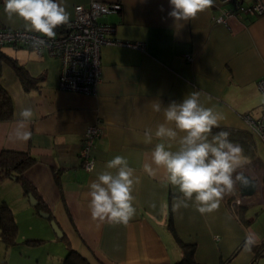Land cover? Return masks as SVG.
<instances>
[{"label":"crops","instance_id":"crops-1","mask_svg":"<svg viewBox=\"0 0 264 264\" xmlns=\"http://www.w3.org/2000/svg\"><path fill=\"white\" fill-rule=\"evenodd\" d=\"M91 1L120 5L119 11L99 22L114 26L113 39L131 44L101 47V78L94 94L59 90V61L46 52L0 49L5 56L0 59V86L13 107V117L0 120V152H24L35 159L24 176L62 231L59 238L40 228L42 236L29 234L26 241L59 246L56 255L50 254L52 262L44 264H58L70 248L90 264H175L183 258L185 246L193 248L196 264H264V250H253L264 242V231L246 219L248 207L238 208L222 199L210 213L201 214L191 202L176 209L174 197L180 194L166 181L164 169L149 176L143 167L152 164V150L162 142L154 132L165 123L163 109L191 92L200 93L204 107L222 114L219 127L248 131L244 117H258L264 103L257 88L264 76V15H241L217 24L214 19L224 6L215 0L195 19L176 24L168 15L169 0H64L70 20L75 6ZM0 28L27 30L22 19L8 17L4 0H0ZM61 34L62 29L56 31V36ZM8 58L30 77L40 78L39 83L25 88ZM153 101L161 102V111L153 110ZM25 108L34 112L27 125L31 138L10 139ZM95 124L102 133L90 150L93 162L87 170L80 164L79 151L85 130ZM147 129L153 133L151 143L145 142ZM182 135L178 133L171 150L178 149ZM260 142L250 133V149L240 146L245 161L264 169L256 155ZM118 155L127 158L139 178L133 190L136 213L127 225L94 221L88 207L90 183ZM1 203L10 208L17 231L19 217L36 218L32 209L37 212L36 205L30 204L16 178L0 179ZM249 237L254 241L250 247L246 246Z\"/></svg>","mask_w":264,"mask_h":264},{"label":"clouds","instance_id":"clouds-1","mask_svg":"<svg viewBox=\"0 0 264 264\" xmlns=\"http://www.w3.org/2000/svg\"><path fill=\"white\" fill-rule=\"evenodd\" d=\"M169 3L168 15L177 24L195 19L211 8L215 0H169ZM4 11L9 18L22 19L27 30L50 39L55 38L57 28L70 22L64 0H4ZM199 97L200 93L194 91L181 102L171 101L163 109L165 123L159 124L154 132L155 138L162 142L156 143L151 156L156 168L152 164L143 167L149 176H155L157 169H164L166 181L180 194L174 197V208H187L191 202L204 214L218 209L237 182L247 187L248 180L237 173L245 160L243 148L229 140L227 131L213 133V128H218L224 117L213 108L204 107ZM161 105L160 101L152 102L154 111H161ZM33 116L31 108L22 109L10 139L27 142L32 135L27 125ZM170 123L174 127H169ZM178 133L183 135L178 139V149L173 151L172 142L177 141ZM144 136L146 143L152 142L151 129H147ZM134 173L123 156H115L106 163V170L90 183L87 193L94 221L129 223L136 213L133 190L139 178ZM253 243L251 237L247 238L246 246Z\"/></svg>","mask_w":264,"mask_h":264},{"label":"built area","instance_id":"built-area-1","mask_svg":"<svg viewBox=\"0 0 264 264\" xmlns=\"http://www.w3.org/2000/svg\"><path fill=\"white\" fill-rule=\"evenodd\" d=\"M220 4L224 7L214 19L217 24H226L228 19L241 15H264V0H252L250 4L244 3L243 0H221ZM119 10L118 3L91 1L77 5L73 10V18L64 26V32L54 39L34 31L0 28V49L10 46L29 48L37 53L46 52L59 61V90L92 95L101 78V47L105 44L131 45L111 37L115 31L113 25L99 22L106 14ZM187 58L190 60V57ZM257 88L264 96V76L257 81ZM244 119L250 131L264 144V103L258 117L246 115ZM101 133L98 124L85 130L79 151L80 164L84 169L88 170L92 166L90 150ZM255 182L257 190L258 184ZM241 200H244V197L235 198L232 204H242Z\"/></svg>","mask_w":264,"mask_h":264},{"label":"trees","instance_id":"trees-1","mask_svg":"<svg viewBox=\"0 0 264 264\" xmlns=\"http://www.w3.org/2000/svg\"><path fill=\"white\" fill-rule=\"evenodd\" d=\"M64 32V27L60 26L55 31ZM3 56L0 54V59ZM9 63L12 64L13 69L15 70L17 76L19 77L21 83L25 88L35 87L40 78H32L21 66L17 65L15 61L11 59H6ZM13 117V107L11 98L8 93L0 86V120H9ZM214 132L227 131L229 133V140L232 142H236L237 144L243 146L247 145L245 150L250 149V133L253 134L250 129L248 131H240L234 129L227 128H213ZM35 159L31 157L29 154L24 152H16V151H6L3 150L0 152V179L9 176L16 178L17 181L20 182L21 187L23 189V193L26 196L32 195L36 200L37 204L35 206L37 212L44 211L48 212L46 207L38 197L35 188L33 185L25 178L24 172L34 163ZM229 205L232 204L234 196L231 194L225 195L223 198ZM235 205V204H233ZM235 207H247V205L239 204L235 205ZM51 218V216H49ZM17 234V225L15 223V219L13 214L5 203L0 204V240L5 244L8 248L15 244V237ZM27 243H35L37 241H26ZM185 251L183 254V258L175 263V264H196L192 259V247L185 246ZM253 250L255 252H261L264 250V242L254 245ZM58 264H90V262L83 257L80 253L73 249H68L66 256L58 263Z\"/></svg>","mask_w":264,"mask_h":264},{"label":"rangeland","instance_id":"rangeland-1","mask_svg":"<svg viewBox=\"0 0 264 264\" xmlns=\"http://www.w3.org/2000/svg\"><path fill=\"white\" fill-rule=\"evenodd\" d=\"M256 155L264 165V144L262 142L258 143ZM237 173H242L243 176L249 175L258 182L255 194L251 198L244 197L241 203L248 207L245 213L246 219L253 221L252 225L255 229L264 231V169L258 167L254 162L251 164L244 160L242 166L237 169ZM235 175L236 173H234ZM237 185L238 182L232 192L234 198H240ZM32 209L35 219H27L25 215L19 217L15 244L7 248L0 240V264H44L46 261L52 262L50 254H57L59 246L53 242L43 241L33 245L27 244L26 239L29 234L42 236L41 232L43 231L40 228L54 234L50 223L37 214L33 207Z\"/></svg>","mask_w":264,"mask_h":264},{"label":"water","instance_id":"water-1","mask_svg":"<svg viewBox=\"0 0 264 264\" xmlns=\"http://www.w3.org/2000/svg\"><path fill=\"white\" fill-rule=\"evenodd\" d=\"M244 177H246V179L248 180V186L245 187L239 183L240 196L251 197L256 192V182L249 175H244ZM11 178L14 179L13 177H11ZM28 199H29V202L31 205L35 206L37 204V200L32 195H29ZM38 214L46 220L49 219V223H50V226H51L53 232L55 233V235L57 237L60 238L62 236V231L59 228L58 224L55 222V220L50 219L49 214L47 212L39 211Z\"/></svg>","mask_w":264,"mask_h":264},{"label":"bare ground","instance_id":"bare-ground-1","mask_svg":"<svg viewBox=\"0 0 264 264\" xmlns=\"http://www.w3.org/2000/svg\"><path fill=\"white\" fill-rule=\"evenodd\" d=\"M253 179V178H252ZM254 180V179H253ZM238 186H239V182H238ZM239 195H240V190H239ZM242 197V196H241Z\"/></svg>","mask_w":264,"mask_h":264}]
</instances>
